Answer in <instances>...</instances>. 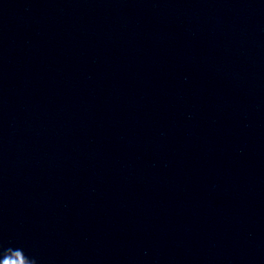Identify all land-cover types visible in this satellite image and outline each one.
Here are the masks:
<instances>
[{
  "label": "clouds",
  "instance_id": "9594fccd",
  "mask_svg": "<svg viewBox=\"0 0 264 264\" xmlns=\"http://www.w3.org/2000/svg\"><path fill=\"white\" fill-rule=\"evenodd\" d=\"M17 264H19V260L17 261Z\"/></svg>",
  "mask_w": 264,
  "mask_h": 264
}]
</instances>
